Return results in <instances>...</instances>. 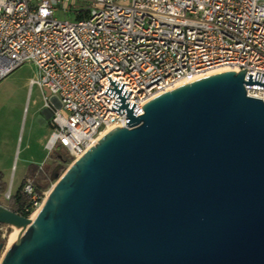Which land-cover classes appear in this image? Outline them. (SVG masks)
Here are the masks:
<instances>
[{
    "label": "water",
    "instance_id": "95a60500",
    "mask_svg": "<svg viewBox=\"0 0 264 264\" xmlns=\"http://www.w3.org/2000/svg\"><path fill=\"white\" fill-rule=\"evenodd\" d=\"M247 70L177 87L139 116L107 77L127 127L55 175L33 219L0 206L16 232L0 264H264V102L245 89H264V74Z\"/></svg>",
    "mask_w": 264,
    "mask_h": 264
},
{
    "label": "built area",
    "instance_id": "2783aa9c",
    "mask_svg": "<svg viewBox=\"0 0 264 264\" xmlns=\"http://www.w3.org/2000/svg\"><path fill=\"white\" fill-rule=\"evenodd\" d=\"M24 64L36 69L29 88H38L50 114L46 149L60 144L76 161L83 146L127 127L126 114L111 110L116 98L104 94L113 89L107 77L125 84L139 116L149 100L213 70L248 69L252 82L264 74V0H3L0 81ZM245 89L264 102V89ZM42 172L23 179L26 218L46 195L36 192ZM11 197L9 188L3 198Z\"/></svg>",
    "mask_w": 264,
    "mask_h": 264
},
{
    "label": "rangeland",
    "instance_id": "374dc122",
    "mask_svg": "<svg viewBox=\"0 0 264 264\" xmlns=\"http://www.w3.org/2000/svg\"><path fill=\"white\" fill-rule=\"evenodd\" d=\"M57 17L64 19L69 16L58 12ZM35 72L33 66L24 64L0 81V175L7 189L11 190L13 180L12 194L16 192V186L25 173L26 162L34 161L38 151H41L40 138L44 128L37 121V117H41V93L35 87L29 96L27 87L29 79L34 77ZM27 145L30 146L29 150L26 149ZM42 153L47 154L46 162L42 165L45 178L48 179V186L44 190L47 192L56 181L55 175L58 177L63 175L74 161L60 144L51 152L46 150ZM0 205L8 208L4 198L1 199ZM1 228L4 237L2 242L6 247L12 228L6 225H2Z\"/></svg>",
    "mask_w": 264,
    "mask_h": 264
},
{
    "label": "trees",
    "instance_id": "16d2710c",
    "mask_svg": "<svg viewBox=\"0 0 264 264\" xmlns=\"http://www.w3.org/2000/svg\"><path fill=\"white\" fill-rule=\"evenodd\" d=\"M83 16L79 14L77 16V19H81ZM37 170V167L31 166L28 170V176H33L35 171ZM35 185H36V192L41 193L44 191L48 186V179L45 178V173H39L35 179ZM7 190V185L4 181H2L1 175H0V200L3 196V194ZM31 201V197L28 196L26 193H24L22 186L19 187L15 195H13L10 200L8 201V208L18 214H22L24 216H27L26 213H24V208L29 205Z\"/></svg>",
    "mask_w": 264,
    "mask_h": 264
},
{
    "label": "crops",
    "instance_id": "0c3cea01",
    "mask_svg": "<svg viewBox=\"0 0 264 264\" xmlns=\"http://www.w3.org/2000/svg\"><path fill=\"white\" fill-rule=\"evenodd\" d=\"M31 79V78H30ZM29 79V80H30ZM27 87H28V95L30 96L31 95V93H32V90H33V88H35V87H33L31 90H30V88H29V81H28V83H27ZM37 88V87H36ZM38 89V88H37ZM40 112H41V117H37V121H39V123L41 124V127L42 128H44V133H43V135H42V137L40 138V147H41V151H38L39 153L37 154V157H36V159L34 160V161H27L26 162V167H25V173L23 174V176L21 177V179H20V182H19V184L16 186V188H17V190L19 189V187L20 186H22V182H23V179H24V177H26V176H28L27 174H28V170H29V168L31 167V166H35V167H39V166H42V165H44V163L46 162V155H44L42 152H44V151H46L47 149H46V141H47V138H48V135H49V125H48V119H46L45 118V115L46 114H49L47 111H45L44 109H43V102H42V104H41V107H40ZM44 117V118H43ZM27 150H29L30 149V146L29 145H27V148H26ZM35 156V155H34ZM33 156V157H34ZM29 160H32V159H30L29 158ZM4 180H6V179H4ZM13 188H14V185H13V180H12V184H11V194H12V190H13ZM9 190V188L6 190V192ZM17 190H16V192H17ZM15 192V193H16ZM15 193H13L12 194V196L13 195H15ZM1 199H3V196H2V198ZM1 201V200H0ZM7 203H8V201H7ZM1 206V205H0ZM3 207V206H2ZM7 209H9V208H7Z\"/></svg>",
    "mask_w": 264,
    "mask_h": 264
},
{
    "label": "bare ground",
    "instance_id": "6f19581e",
    "mask_svg": "<svg viewBox=\"0 0 264 264\" xmlns=\"http://www.w3.org/2000/svg\"><path fill=\"white\" fill-rule=\"evenodd\" d=\"M231 71V69L227 68V67H222L216 71H213L212 73L210 74H217V73H221V72H229ZM106 134V133H105ZM104 134V135H105ZM90 148V146H83V154ZM53 186V185H52ZM51 189V188H50ZM50 189L46 192V195L44 197V200H43V203L47 200L48 198V195H49V192H50ZM43 203L41 204V206L43 205ZM41 208V207H40ZM40 208L36 211V213L33 215V218L36 216V214L38 213V211L40 210ZM32 218V219H33ZM12 228V233L10 234V236L8 237V241H7V244H6V247H4V250L0 256V259L5 256V254L7 252H9V250L11 249V244L14 242L15 238H16V232H15V229L14 227H11Z\"/></svg>",
    "mask_w": 264,
    "mask_h": 264
},
{
    "label": "clouds",
    "instance_id": "9594fccd",
    "mask_svg": "<svg viewBox=\"0 0 264 264\" xmlns=\"http://www.w3.org/2000/svg\"><path fill=\"white\" fill-rule=\"evenodd\" d=\"M3 2V0H0V3H2Z\"/></svg>",
    "mask_w": 264,
    "mask_h": 264
}]
</instances>
